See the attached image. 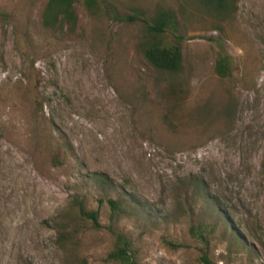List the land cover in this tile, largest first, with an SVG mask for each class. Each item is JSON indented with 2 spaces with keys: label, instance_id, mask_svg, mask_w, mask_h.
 Returning a JSON list of instances; mask_svg holds the SVG:
<instances>
[{
  "label": "rangeland",
  "instance_id": "1",
  "mask_svg": "<svg viewBox=\"0 0 264 264\" xmlns=\"http://www.w3.org/2000/svg\"><path fill=\"white\" fill-rule=\"evenodd\" d=\"M103 1L93 17L80 0L76 30L52 33L46 0H0V264H116L112 230L140 264H264V0L227 21L198 0ZM158 7L183 36L176 75L146 62L142 22L113 14Z\"/></svg>",
  "mask_w": 264,
  "mask_h": 264
},
{
  "label": "trees",
  "instance_id": "2",
  "mask_svg": "<svg viewBox=\"0 0 264 264\" xmlns=\"http://www.w3.org/2000/svg\"><path fill=\"white\" fill-rule=\"evenodd\" d=\"M80 0H46L41 11V26L52 33H73L78 24L79 16L76 6ZM201 6L210 14L217 17L221 21H227L232 18L236 12L238 0H198ZM86 11L93 17H98L103 11V0H82ZM114 18L120 22L131 23L136 20L143 23L142 40L139 43V49L146 62L155 71L168 75H176L183 70V36L180 35V26L174 11L164 7H158L154 14L149 18L142 19V14H137L136 18L122 17L117 13H113ZM144 14V13H143ZM146 16V15H145ZM220 51L216 60V73L221 78H227L230 74L231 58L227 54L223 45L219 42ZM176 93L173 90V94ZM174 109L169 111V115L165 116V123L172 127L171 115ZM56 159L53 160V163ZM262 174L264 177V156L262 161ZM95 180L105 183L106 178L102 175H94ZM198 189L202 190L203 185L197 183ZM134 202H139L136 197L132 196ZM103 203V201H100ZM113 218L118 217L122 212V206L113 200L107 201ZM79 206V205H78ZM79 215L83 219L90 220L94 227L101 228L99 223V213L96 211H87L79 206ZM64 228V227H63ZM62 228V230H63ZM211 228L206 226L199 228L198 236L203 242H208L207 235ZM115 236V245L113 251L108 255L107 260L116 264H140L132 250V242L128 237L112 230ZM234 239L238 236L235 234ZM66 237L61 233L60 243L65 246ZM206 264H211L207 259L203 258Z\"/></svg>",
  "mask_w": 264,
  "mask_h": 264
}]
</instances>
